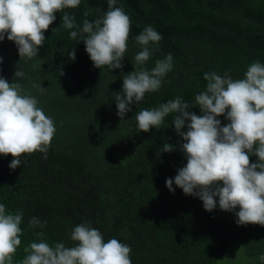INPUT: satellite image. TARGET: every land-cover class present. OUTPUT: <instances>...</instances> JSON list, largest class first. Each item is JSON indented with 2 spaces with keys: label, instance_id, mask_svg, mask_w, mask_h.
I'll return each instance as SVG.
<instances>
[{
  "label": "trees",
  "instance_id": "obj_1",
  "mask_svg": "<svg viewBox=\"0 0 264 264\" xmlns=\"http://www.w3.org/2000/svg\"><path fill=\"white\" fill-rule=\"evenodd\" d=\"M131 19V33L121 69L96 68L79 37L61 27L63 14L94 22L108 11V0H81L79 7L56 13L44 33L38 55L21 59L15 42H0V76L14 82L19 69L24 78L15 82L38 100L53 119L55 136L44 153L23 154L21 165L9 167L13 157L0 155V203L6 211L23 212L21 245L13 264H21L24 248L43 240L54 246L70 240L74 227L91 222L105 238H116L131 247L132 264H262L264 226L238 225L235 215L217 207L209 212L203 201L173 184L178 169L186 166L184 141L165 117L159 129L138 132L135 116L143 109L181 97L195 105V96L206 90L205 73L229 74L243 79L256 61L264 64V0H116ZM85 11L89 13L84 16ZM152 26L163 39L143 66L151 70L156 60L173 56V68L156 92L133 102L121 121L116 93L123 90V76L135 70L134 57L142 50L135 37ZM75 50L73 61L68 53ZM64 75H60V72ZM40 84V92L32 87ZM202 115L199 106L189 109ZM222 126L227 125L220 116ZM185 122L183 131H187ZM172 152L161 151L165 144ZM252 163L258 157H250ZM36 217L43 228L29 227Z\"/></svg>",
  "mask_w": 264,
  "mask_h": 264
},
{
  "label": "clouds",
  "instance_id": "obj_2",
  "mask_svg": "<svg viewBox=\"0 0 264 264\" xmlns=\"http://www.w3.org/2000/svg\"><path fill=\"white\" fill-rule=\"evenodd\" d=\"M81 0H0V42L5 37L15 42L21 59H32L44 45V33L56 20V13L79 7ZM116 0H108V11L103 17L90 22L83 20L82 26L75 17L63 14L61 27L72 30L70 38L79 37L86 46L96 68L107 66L110 70L121 69L131 33V19ZM89 13L85 11L84 16ZM162 35L152 26H147L135 37L142 48L135 57V70L123 76V90L116 93L117 115L121 121L132 111L130 105L141 102L148 92H156L162 86V79L173 68V56L156 60L154 68L143 66L158 45ZM74 61L76 52L68 53ZM3 58L0 57V64ZM60 75H64L61 71ZM25 73L17 70L14 82L0 76V155L13 157L9 167L21 165L23 154L47 153L55 136L56 127L38 106V100L27 93L22 84L15 82ZM206 90L195 96V105L202 115L190 112L194 107L181 97L161 104L158 108L137 112L135 120L138 132L159 129L165 117L174 115L173 124L184 143L181 149L187 158L186 166L178 174L166 180V186L173 193V184L185 195L197 196L203 201L205 210L211 212L217 207L235 213L238 225L264 226V64L253 62L243 79L233 80L215 72L205 73ZM32 87L46 91L40 84ZM230 121L222 126L218 117ZM187 131L182 129L185 122ZM174 145L165 144L161 151L172 152ZM255 155L258 162L252 163ZM23 212L10 213L0 203V264H13V257L21 245ZM33 217L29 227L45 226ZM39 242L33 241L24 248L27 255L21 264H132L131 247L116 238H105L101 231L91 227V222L82 223L71 231L73 246L58 242L54 246L43 240L44 233L37 232ZM258 259L264 264V254Z\"/></svg>",
  "mask_w": 264,
  "mask_h": 264
},
{
  "label": "rangeland",
  "instance_id": "obj_3",
  "mask_svg": "<svg viewBox=\"0 0 264 264\" xmlns=\"http://www.w3.org/2000/svg\"><path fill=\"white\" fill-rule=\"evenodd\" d=\"M224 264H241V263H240V259H238L237 261H232V263H228L226 261V262H224Z\"/></svg>",
  "mask_w": 264,
  "mask_h": 264
}]
</instances>
